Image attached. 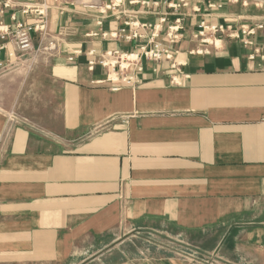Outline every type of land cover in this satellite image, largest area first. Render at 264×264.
<instances>
[{
	"label": "crops",
	"instance_id": "crops-1",
	"mask_svg": "<svg viewBox=\"0 0 264 264\" xmlns=\"http://www.w3.org/2000/svg\"><path fill=\"white\" fill-rule=\"evenodd\" d=\"M45 1L47 37L33 35L22 53L9 42L0 50V264H197L185 253L264 264V28L241 33L264 23V0L177 9L176 0H124V13L103 16ZM10 2L3 23L14 25L11 14L34 23L21 12L27 0ZM161 16L157 38L144 29L127 42L101 35L127 17ZM176 18L183 36L169 44ZM202 22L240 38L206 34L210 44L201 43ZM52 40L56 48L44 49ZM152 41L173 56L143 59L135 87L91 84L110 72L90 69L91 58Z\"/></svg>",
	"mask_w": 264,
	"mask_h": 264
},
{
	"label": "built area",
	"instance_id": "built-area-1",
	"mask_svg": "<svg viewBox=\"0 0 264 264\" xmlns=\"http://www.w3.org/2000/svg\"><path fill=\"white\" fill-rule=\"evenodd\" d=\"M56 3L61 4H69V5H82L83 7L97 11L100 16L105 15L106 13H116L121 12L124 13V0H107V1H89V0H53ZM231 2H239V0H227ZM242 4L246 6L249 2H256V5L259 4V0H241ZM34 0H27V2L22 5L21 12L25 16H30L34 23L28 24L25 22H20L16 20L15 14H11V19L15 21L14 25H10L8 23H3L0 20V40L3 43L0 45V50L3 49L7 42L11 43L15 50L18 52H25L32 48L33 44V35H37L40 41H43L47 37V12L50 9L49 3L45 0L40 2ZM132 3L149 5V1L147 0H133ZM187 2L185 0H176L175 2H171L169 4L173 9H177L180 6H186ZM13 7L10 0H5L4 2H0V18L4 15L6 8ZM166 22V18L164 16L159 17V21L156 24H151L148 22H139L138 19L127 17L124 21L123 25L118 29H112L111 31L102 32L101 35L105 38L109 39H121L124 41H131L132 39H137L142 37L139 33V30H151L152 36L151 38H157L159 36L158 31L162 28V24ZM101 23V20L98 21ZM264 28V23L254 25L252 27H247V29L241 30L242 36H254L257 31L262 30ZM183 29V25L180 18H176L171 25L167 26L165 30V40L169 43H175L180 40L183 36L181 30ZM217 33H228V37L238 39L240 38V34L236 31H231L229 26H225L223 24L217 25H206L204 22L201 23L200 29L198 31V36L201 38V43L210 44V42L206 38V34L217 35ZM96 36L95 34H92ZM242 43L244 46L252 45L253 42L251 39L247 38L246 40L242 39ZM44 49L48 51H52L56 48L55 42L50 41L46 48ZM9 57H14L15 52L13 50H9ZM94 51L89 52L91 56H94ZM258 53V49H254V51L249 54V58L252 59L254 55ZM173 56V52H171L168 48L163 47L160 41L151 42L150 45H142L138 48H135L133 51H122L119 49H112L103 52L97 60L90 59L88 61V66L92 69L95 65H101L103 68H110V72L106 74L104 79H99L98 81H92L91 84L94 86H98L100 84L106 82H118V85H113L110 87V90H118L120 87H135L138 84V80L135 77L136 72L142 71L141 62L143 59L157 63L161 59L170 60ZM14 114L10 113L8 116V121L14 119ZM11 127L5 131L4 138H7L9 133L11 132ZM4 140H0V149L4 148ZM182 252V251H180ZM183 253V252H182ZM188 258L191 259L192 262L197 264H216L212 260H206L203 258L197 257L195 254L185 253Z\"/></svg>",
	"mask_w": 264,
	"mask_h": 264
},
{
	"label": "rangeland",
	"instance_id": "rangeland-1",
	"mask_svg": "<svg viewBox=\"0 0 264 264\" xmlns=\"http://www.w3.org/2000/svg\"><path fill=\"white\" fill-rule=\"evenodd\" d=\"M140 238H143V236H139ZM145 239H147L146 237H144Z\"/></svg>",
	"mask_w": 264,
	"mask_h": 264
}]
</instances>
